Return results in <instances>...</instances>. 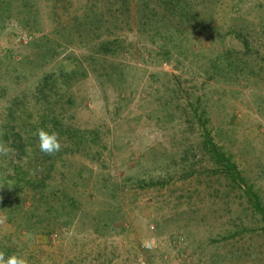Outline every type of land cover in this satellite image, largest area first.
Listing matches in <instances>:
<instances>
[{"label": "rangeland", "instance_id": "rangeland-1", "mask_svg": "<svg viewBox=\"0 0 264 264\" xmlns=\"http://www.w3.org/2000/svg\"><path fill=\"white\" fill-rule=\"evenodd\" d=\"M35 67L76 74L48 109L31 99ZM53 121L60 158L35 135ZM0 143L6 256L264 264L262 224L229 174L264 206V0H0Z\"/></svg>", "mask_w": 264, "mask_h": 264}, {"label": "trees", "instance_id": "trees-1", "mask_svg": "<svg viewBox=\"0 0 264 264\" xmlns=\"http://www.w3.org/2000/svg\"><path fill=\"white\" fill-rule=\"evenodd\" d=\"M33 70L37 73L34 79V84L37 88V91H35L33 93V96L31 99H33L34 103H35V107L37 109H41V108H50V106H52V104H54L55 102H57V100L59 99V97H61V93L64 92L65 89H67L69 87L70 81H72L74 78H76V74H71L68 71H66V69L59 70V71H47L45 72V70H41L40 67H35L33 68ZM33 88V87H32ZM35 93H37L35 95ZM51 127H47V126H42L43 129H45L46 131L49 132H57V133H61L62 132V126L60 125V123H58L57 121H53L50 124ZM63 134V133H61ZM74 136L76 137H72L70 138V140H72L73 145L75 146L76 150L79 152L80 151V146H82V139L84 138L83 135L80 134H75ZM208 146L212 147L213 146V142L212 140L209 138V136H207V142ZM209 147V148H210ZM75 151V149H74ZM74 151H70L69 149H67L66 151H64V154H73ZM210 153L214 156V158L216 159L218 164L221 163H227L226 158L223 157L220 154V151L218 150L217 147L213 146L212 150L210 151ZM46 156V154H44ZM61 154L57 153L56 154V158H60ZM48 158H50L48 156ZM62 163L65 162V160L61 161ZM58 170H63L62 166L60 168H57ZM55 169V165L53 164L50 169L47 171V178H49L51 176V174L53 172H56ZM236 169L232 168L229 171V174L233 177V179L240 184L243 187L248 188V202L251 206V211L253 214V217H255L257 219V224H262V229L261 231L264 233V206L262 205L259 197L254 193V189L253 187L251 188L248 183L246 182L245 179H243L242 177L239 176V174H236ZM235 173V174H233ZM230 176V177H231ZM231 177V178H232ZM52 178L51 181H56V183H59V178L58 180H56L54 177H50ZM48 179H43V180H39L36 182H28L27 185L30 186V190L36 191L37 193L39 192H44L47 189V186L45 185V181H47ZM62 180V179H61ZM65 182L61 181V185H64ZM26 185V187H27ZM239 185V186H240ZM49 189V187H48ZM57 192H61L64 197L66 196V194L68 195V191L67 190H63V191H57ZM56 192V193H57ZM55 194V193H54ZM53 194V195H54Z\"/></svg>", "mask_w": 264, "mask_h": 264}, {"label": "clouds", "instance_id": "clouds-1", "mask_svg": "<svg viewBox=\"0 0 264 264\" xmlns=\"http://www.w3.org/2000/svg\"><path fill=\"white\" fill-rule=\"evenodd\" d=\"M35 135L38 137L39 150L46 155H55L61 150L59 134L57 132H49L43 128L37 129ZM12 151L5 144L0 143V155L7 156ZM2 222V219H0ZM0 264H28V260L17 254L7 255L0 251Z\"/></svg>", "mask_w": 264, "mask_h": 264}]
</instances>
